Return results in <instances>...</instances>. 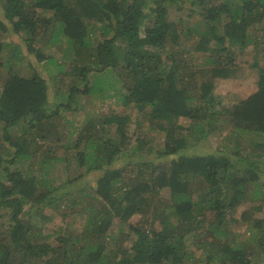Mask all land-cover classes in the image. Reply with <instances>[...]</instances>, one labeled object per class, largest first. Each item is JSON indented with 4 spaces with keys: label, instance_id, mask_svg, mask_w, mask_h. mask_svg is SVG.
<instances>
[{
    "label": "trees",
    "instance_id": "1",
    "mask_svg": "<svg viewBox=\"0 0 264 264\" xmlns=\"http://www.w3.org/2000/svg\"><path fill=\"white\" fill-rule=\"evenodd\" d=\"M149 1L0 0L3 5L0 37L12 30L17 34L25 31L32 39L40 35L39 32L48 34L52 30L51 37L55 40L57 34L68 37L75 53V65L71 64L65 71L74 82L67 102L51 110L45 78L38 72L21 75L15 70V63L9 60L7 65V61H2L4 43L0 41V76L2 69L8 67L7 78L0 85V163L4 164L0 175V207L9 208L13 220L8 229H0V264H251L252 260L264 256V217H253L252 209L247 210L250 216L245 217L254 220L258 230L252 248L233 247L224 240L230 233L228 212L233 214L237 205L251 193L264 200V138L257 144L255 153L235 139L218 153L188 154L182 151L187 147L188 136L179 123L180 118L190 119L191 135L198 139L219 134L228 123L237 131L264 136V68L257 60L251 64V67H260L255 92L232 107L225 106L214 93V79L231 77L238 67L237 48L232 49L231 45L239 41L242 54L260 43L251 38L250 31L264 29L261 27L264 0H221L205 9L203 15L209 23L208 29L196 42L195 52L205 54L210 50L211 53L204 56L203 65L210 66L211 75L208 78L202 75L201 81V71L193 62L195 58L189 55L195 42L192 31L182 34L178 26L167 19L169 7L164 2L181 0H152L153 6ZM37 9L53 11V14L42 16ZM149 11L155 13L154 22L144 26V19L150 17ZM84 17L102 23L105 36L95 46L90 38L92 29L85 24ZM222 26L220 34L217 28ZM211 39L215 40L213 47L208 46ZM30 51L43 59V52L35 46H31ZM13 56L18 57V50ZM109 68L120 69L123 74V85L128 88L123 100L147 117L153 129L164 133L162 146L148 147L145 151L168 159L153 165L150 180L137 179L131 183L130 179L120 186L117 184L123 177L122 169L107 167L96 194L85 192L89 198L87 209L96 210L87 218L84 230L74 235H58L56 244L36 242L32 231L39 228L38 223L43 222V218L32 220L29 217L40 215L45 207L54 205L55 198L50 190L38 192L34 175L10 166L20 158L35 155L42 146L39 140L51 139L45 124L59 116L62 108L78 109L72 104L79 93L89 92L91 72ZM76 82H81L84 88L75 87ZM196 99L197 103L193 104ZM129 119L130 114L85 118L77 128L74 145H67L83 169L75 176L69 175L70 181L92 171V164L99 156L104 157V163L111 164L121 151L144 149L141 137L134 146L126 134ZM113 123L118 125L117 134L100 138L99 132L104 126ZM13 127H21L20 133L14 134ZM33 130L39 131L38 134ZM57 135L55 139L60 141L59 137L65 134ZM83 140L86 144L81 148ZM102 144L104 149L99 151H105L97 156V148ZM231 148L234 151H230ZM88 158L90 166H87ZM140 171L141 175L143 171ZM196 178L205 184L206 191L199 193L193 189ZM255 187L259 189L255 191ZM165 188L170 189L173 208L162 219L163 228L159 231L133 228L137 236L131 249L109 248L105 232L111 225L112 215L126 221L136 211L143 210V206L153 205L149 203L150 197ZM116 189L123 192L114 195ZM28 204L31 205L26 208ZM34 207L38 212L34 213ZM255 209L263 213L264 202ZM229 219L236 220L232 215ZM190 233L200 237L198 243L203 250V255L195 262H191L195 254L189 252L186 245V236Z\"/></svg>",
    "mask_w": 264,
    "mask_h": 264
},
{
    "label": "rangeland",
    "instance_id": "2",
    "mask_svg": "<svg viewBox=\"0 0 264 264\" xmlns=\"http://www.w3.org/2000/svg\"><path fill=\"white\" fill-rule=\"evenodd\" d=\"M71 2H75V0H71ZM220 2L221 0L164 2V5L169 7L167 19L178 26L180 33L184 34L190 30L192 31L195 42L191 45L189 55L194 56L193 62L197 69L201 71L199 75L200 81L211 75L210 66L203 65L204 56L209 55L211 52L210 50L205 51V54H202V51L195 52V44L203 34H206L208 29L209 23L204 19L203 15L205 9H209ZM149 5L153 6L154 2L150 0ZM37 12L42 16H52L53 14V11H42L41 9H37ZM0 17L3 18V5L1 3ZM84 18L85 24L92 29L90 38L93 46H95L105 36L103 34L102 23L97 20ZM154 18L155 13L150 12V17L145 18L143 21L144 26L152 25ZM225 19L227 20V17ZM261 27H264V24ZM217 30L222 34L223 26L220 29L217 28ZM39 33L40 35L38 34L37 37L31 39L25 34V31L19 34L12 30L4 32L0 37V41L4 43L1 60L7 61V65L10 62L15 63V70L21 75L31 76L35 72L40 73L48 85L49 107L51 110H54L59 104L67 102L69 89L74 84V82H71V75H66L65 73L71 67V64L75 65L74 47L69 42L68 37L63 36V34H57L56 41L55 38L51 37L53 35L52 30L48 34ZM250 33H252L251 38L253 40L260 42L258 46H255L254 49L250 47L247 51L240 54V43L239 41L234 42L231 48H237L236 61L238 64V67L234 69L235 73L231 77L214 79V93L228 107H232L235 103L258 89L259 68H264V29H261V31H254L252 29ZM214 44L215 40L211 39L208 46L213 47ZM31 46H35L43 52V59H40L38 55L30 51ZM15 50H18L17 58L13 56ZM255 60H257L260 67H251V64H254ZM7 75L8 67H4L1 71L0 85H2V82L4 83ZM122 79L123 74L120 69L109 68L100 72H91L89 92L85 95L79 93L72 104L73 107L77 106L78 109L66 110L62 108L59 116L51 121H47L45 124L49 131L45 130L51 139L45 141L39 140L42 146L35 155H32L28 159L20 158L15 165L10 166V168L17 167L30 175H34L39 185L38 192L50 190L52 197L55 198L54 205L45 207L38 213L40 215L35 214L29 217L32 220H37L39 217L43 218V222L38 223L39 228H34L33 234L31 233L35 237L33 238L37 240L36 242L49 241L56 244L58 235L69 233L74 235L84 230L88 223L87 218L91 216L92 211L96 210L90 211V209H87V199L89 198L85 196V192L96 194L98 182L104 176L107 167L122 169L123 177L118 182L119 184H117L120 186V184H124L130 179L131 183L137 179L150 180L153 165L168 159L166 157H158L154 152L149 153L145 151V148L148 147L157 149L158 145L162 146L164 133L161 134L159 131L153 129L151 121L147 117H143L142 113L123 100V96L128 93V88L123 85ZM76 86L79 89L84 88L81 82H76ZM196 103L197 99L193 101V104ZM113 114H130V119L126 124V134L129 135L134 146L139 142L138 137H141L144 140V149L127 152L121 151L111 164L104 163V157L99 156L98 161L92 164L94 166L92 171L85 173L74 181H70L69 175L75 176L83 172V169L78 165V161L74 159V156L67 148V145L73 146L77 140V128L86 117L105 119ZM179 123L184 126V135L188 136L187 147L182 149V151L188 154L204 155L214 152L218 153L231 145L235 139H238L243 146L252 148L253 153H255L258 152L257 144L262 142L264 138V136H260L254 132L237 131L233 124L228 123L219 134H209L207 138L203 139L199 137L198 139L191 135L193 123L190 119L180 118ZM52 124L54 125L51 126ZM117 127V123L105 125L102 130L100 129L99 137L103 139L108 135L115 136L117 134ZM61 129L66 131L58 133L57 131ZM13 130L14 134H19L21 127H13ZM33 131L35 134L39 132L37 130ZM46 132L42 134H46ZM57 134L65 135L60 136L61 140L58 141L55 139L58 137ZM85 141L83 140L80 144L81 148L86 144ZM99 149H104L103 144L97 148V156L101 151H105H99ZM230 151L234 150L231 148ZM87 164V166H90V158H88ZM3 167L4 164L0 163V175ZM140 169L143 171L141 175L139 173L141 172ZM199 180L196 178L192 187L200 193L206 191L204 189L206 187ZM252 189L250 187L249 191ZM258 189L257 187L254 190L257 191ZM122 192L116 189L114 195L121 194ZM63 193L64 195L61 196ZM257 196L260 197L259 195ZM243 200L237 205L233 214L228 212L226 216L229 222L230 233L224 240L228 241L233 247L242 245L243 248L250 250L256 242L255 235L258 233V230L254 226V220L250 217L248 219L245 217L249 215L247 212L249 209L254 211L253 217H264V212L260 213L255 209V206L259 207L263 204L264 200L262 198H255V193H251L247 199L244 198ZM150 202H153V205L143 206V210L136 211L126 221L112 215L111 225L108 231L105 232V242L109 248L131 249L130 246L137 236L133 228L147 229L149 231L153 230V228L156 231L163 228L162 219L173 208L170 189L165 188L153 194L149 199ZM30 205L28 204L26 208H29ZM125 205L123 203V207ZM33 210L34 213L38 212L36 207ZM231 215L236 220H230L229 217ZM10 218L11 210L0 207V229L5 230L12 225L13 220ZM199 238L193 237L192 233L186 236L187 250L195 254L191 262L197 261L203 255V250L198 243ZM263 258L264 256L260 259H254L251 264H264Z\"/></svg>",
    "mask_w": 264,
    "mask_h": 264
}]
</instances>
